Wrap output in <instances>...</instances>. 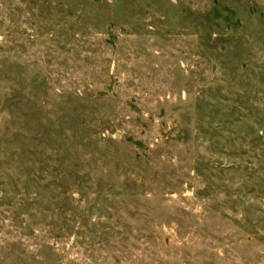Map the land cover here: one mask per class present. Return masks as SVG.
Returning a JSON list of instances; mask_svg holds the SVG:
<instances>
[{
    "label": "rangeland",
    "instance_id": "obj_1",
    "mask_svg": "<svg viewBox=\"0 0 264 264\" xmlns=\"http://www.w3.org/2000/svg\"><path fill=\"white\" fill-rule=\"evenodd\" d=\"M0 264H264V0H0Z\"/></svg>",
    "mask_w": 264,
    "mask_h": 264
}]
</instances>
